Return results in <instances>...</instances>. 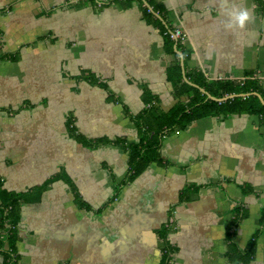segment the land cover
Instances as JSON below:
<instances>
[{"label":"crops","instance_id":"crops-1","mask_svg":"<svg viewBox=\"0 0 264 264\" xmlns=\"http://www.w3.org/2000/svg\"><path fill=\"white\" fill-rule=\"evenodd\" d=\"M139 1L0 0V181L25 199L17 264H164L165 231L167 264H237L226 239L236 209L234 244L244 251L260 229L249 264H264L260 116L189 123L163 139L162 163L118 193L128 156L114 144L139 141L124 107L138 115L147 92L164 111L175 105L167 70L177 58L208 80L264 86V0H154L184 35L175 54ZM233 3L249 16L226 28ZM69 123L108 143L85 146ZM185 191L194 193L181 202Z\"/></svg>","mask_w":264,"mask_h":264},{"label":"trees","instance_id":"trees-1","mask_svg":"<svg viewBox=\"0 0 264 264\" xmlns=\"http://www.w3.org/2000/svg\"><path fill=\"white\" fill-rule=\"evenodd\" d=\"M118 1V0H116ZM123 7H128L132 2L139 0H122ZM149 7L165 18L164 11L158 7L154 0H144ZM259 2V0H257ZM145 16L157 24L164 38L165 49L169 54H175V44L179 48V42L170 38L172 31L169 25H164L163 21L155 18L148 8L143 7ZM177 58V57H176ZM7 59L0 56V60ZM13 59V58H11ZM15 60V59H13ZM185 78L196 87L190 86L183 80L180 61H177L167 70V79L172 85L173 96L177 99L175 105L168 111H164L156 97L150 95L143 96L145 108L136 116H130L128 110L124 107L125 114L133 122L138 130L139 141L136 144H126L123 140H116L115 145L119 146L128 156V172L125 181L118 186V193L122 187L132 182L142 172H144L152 163L160 164L163 159L160 155V147L163 139L179 130H183L189 123L213 116L229 115H255L262 118L264 125V106L256 96L248 97L237 96L223 102L209 100L206 94L222 99L230 95L252 94L256 93L264 101V86L255 78H246L243 81L233 80H208L199 72L184 71ZM202 89L205 93L200 91ZM146 91H144L145 93ZM186 97L187 101L181 100ZM69 128L72 136L76 137L85 146H93L96 143H108L107 140L91 143L84 141L76 132L71 123ZM45 186L38 189L42 192ZM194 192H182L181 202L190 200ZM25 201L23 195L14 194L3 189L0 181V264H17L16 241L17 224L20 218V208ZM75 201L81 207L85 206L80 200L78 194H75ZM244 214L236 209L230 224L226 229V239L228 242L227 256L237 264H249L255 252L256 240L260 234V229L255 232L244 251H239L233 242V234L238 224L243 219ZM264 224V212L260 219V225ZM165 240V250L163 262L167 264L172 249L166 241V231L161 235Z\"/></svg>","mask_w":264,"mask_h":264},{"label":"clouds","instance_id":"clouds-1","mask_svg":"<svg viewBox=\"0 0 264 264\" xmlns=\"http://www.w3.org/2000/svg\"><path fill=\"white\" fill-rule=\"evenodd\" d=\"M225 3V0H221V6ZM227 12L228 20L225 22V27H231L232 24H242L249 16V10L243 6H236L235 3L230 8L224 9Z\"/></svg>","mask_w":264,"mask_h":264},{"label":"water","instance_id":"water-1","mask_svg":"<svg viewBox=\"0 0 264 264\" xmlns=\"http://www.w3.org/2000/svg\"><path fill=\"white\" fill-rule=\"evenodd\" d=\"M141 1L144 3V5L148 8V10H149V11H150V12H151V13H152L157 19H159L160 21H162V19L160 18V16H158L156 13H154V12L151 10V8L149 7V5H148L144 0H141ZM180 66H181V68H182V73H183V80H184V82L187 83V84L190 85V86L196 87L194 84L190 83V82L185 78L182 57H181V61H180ZM200 91H201L202 93H205L202 89H200ZM249 95L256 96V97L259 99V101L261 102V104L264 106V101H263V99L261 98L260 95H258V94H256V93H252V94H241V95H230V96H226V97H224V98H222V99H216V98H214V97H212V96L206 94V96H207V98H208L209 100L217 101V102H223V101H226V100H228V99H233V98H235V97H237V96L248 97Z\"/></svg>","mask_w":264,"mask_h":264},{"label":"built area","instance_id":"built-area-1","mask_svg":"<svg viewBox=\"0 0 264 264\" xmlns=\"http://www.w3.org/2000/svg\"><path fill=\"white\" fill-rule=\"evenodd\" d=\"M170 38L176 42H182L184 35L179 29H175L170 32Z\"/></svg>","mask_w":264,"mask_h":264}]
</instances>
